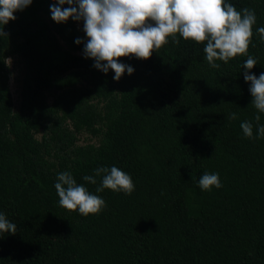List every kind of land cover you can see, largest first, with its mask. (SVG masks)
I'll use <instances>...</instances> for the list:
<instances>
[{
  "label": "trees",
  "instance_id": "1",
  "mask_svg": "<svg viewBox=\"0 0 264 264\" xmlns=\"http://www.w3.org/2000/svg\"><path fill=\"white\" fill-rule=\"evenodd\" d=\"M54 3L33 0L0 37V213L17 226L0 235V264H264V137L243 75L248 56L249 71L264 72V0H226L255 11L247 55L213 68L206 42L177 33L148 59L121 57L134 72L119 81L84 55L83 20L52 19ZM9 56L23 67L17 107ZM82 131L98 143L78 144ZM112 166L132 177L130 195L97 192L103 174L83 179ZM64 171L106 207L84 216L60 206ZM204 172L222 187L202 190Z\"/></svg>",
  "mask_w": 264,
  "mask_h": 264
},
{
  "label": "clouds",
  "instance_id": "2",
  "mask_svg": "<svg viewBox=\"0 0 264 264\" xmlns=\"http://www.w3.org/2000/svg\"><path fill=\"white\" fill-rule=\"evenodd\" d=\"M32 2L0 0V37L8 35L4 26L16 19L14 13L24 10ZM65 4L70 7L64 8ZM50 10L57 23L66 22L70 17L84 21V32L88 38L84 55L94 59L97 69L105 73L114 70L113 78L117 81L125 71L128 74L134 72L132 66L119 62L121 57L148 59L168 43L169 37L178 44L177 33L185 40L206 42V60L211 67L219 68L217 60L228 62L237 55H247L257 19L254 10L244 8L238 11L226 0H57ZM257 32L264 41V27L258 28ZM75 42L80 44L82 40L77 38ZM256 65L257 60L248 56L243 64V75L246 82H251V104L258 110L255 116L258 137H264V124H260V113H264V72L257 76L249 71ZM236 118V113L228 116L229 120ZM240 126L247 138H256L253 137L252 122L244 121ZM94 172L95 175H85L83 179L95 184V177L103 174L97 192L111 189L130 195L135 190L130 174L116 166L110 169L98 167ZM198 186L206 191L213 186L222 187L219 173L204 172ZM55 189L60 206L69 211L78 209L80 214L88 216L106 207L105 200L90 193L83 184H78L71 172L58 174ZM16 231V224L0 213V235L15 234Z\"/></svg>",
  "mask_w": 264,
  "mask_h": 264
},
{
  "label": "rangeland",
  "instance_id": "3",
  "mask_svg": "<svg viewBox=\"0 0 264 264\" xmlns=\"http://www.w3.org/2000/svg\"><path fill=\"white\" fill-rule=\"evenodd\" d=\"M82 24L79 22L77 23V26H81ZM6 64L8 66V72H9V87L11 90L13 102H14V107L18 106V103L20 101V90H21V83L20 79L22 76V62L20 59L16 56H9L6 58ZM52 97L48 95V102H51ZM37 138L41 137V133L36 135ZM78 144H88V143H93L97 144L98 143V138L90 135L89 133L82 131L78 135Z\"/></svg>",
  "mask_w": 264,
  "mask_h": 264
}]
</instances>
